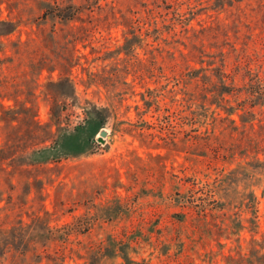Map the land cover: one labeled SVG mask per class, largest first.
<instances>
[{"label":"rangeland","instance_id":"1","mask_svg":"<svg viewBox=\"0 0 264 264\" xmlns=\"http://www.w3.org/2000/svg\"><path fill=\"white\" fill-rule=\"evenodd\" d=\"M36 217L65 264H236L264 233V0H0V229Z\"/></svg>","mask_w":264,"mask_h":264},{"label":"trees","instance_id":"2","mask_svg":"<svg viewBox=\"0 0 264 264\" xmlns=\"http://www.w3.org/2000/svg\"><path fill=\"white\" fill-rule=\"evenodd\" d=\"M43 14L45 15V19L48 18L54 22H66L74 17L73 13V15L67 14L62 9H58L56 12H54V10H45V13ZM217 76L222 82H224L223 79L225 77L232 80V76H229V74H226L220 69ZM229 91L230 90L228 89L225 92L229 93ZM222 99L224 100L223 96ZM66 141L68 143V147L65 149L62 148L65 154L79 155L84 152V144L86 143V140H83L82 137L78 136L77 132L76 134H69L66 137ZM74 145H76V147H74ZM46 152H48V154H44ZM58 152L59 150H51L49 153V148L40 149L38 151V153L42 154L40 155V161L42 163H47L53 159L61 157ZM50 154L53 155L50 157ZM232 172L233 171L229 174ZM254 175L255 170H252V173L250 172V177L253 182H256L258 180L255 179ZM230 182H233V180L232 177L228 175L224 179L220 180V182L212 184L211 186L209 185L207 187V195L214 196L222 190L225 191L227 188H230ZM226 185L229 186L227 187ZM213 202H215L214 207L217 208H221L220 205H223L222 202H217V200H213ZM256 203L257 197L254 191L251 190L247 195L246 204L251 208V213L253 212L254 214L252 215V218H249V222L251 223L255 234L257 233V224L255 221ZM205 216V210L201 209L199 218ZM65 226L69 227L67 234L74 232L80 233L82 231L78 226H75V224H65ZM56 230L58 231L60 229L51 228L46 220L41 217L32 219L31 222L26 225L23 222H18V225L11 226L8 229H0V264H41L42 261H45L46 264H65V255H60L58 250L52 252L48 251V245L52 239H63V241L66 239L58 235ZM255 234L251 236L246 252L241 253L240 251H236V256L228 254L225 258L236 262V264H264V233H261L259 238H256ZM103 248H105V246H100L95 250L87 249V256H85L86 264L101 263L100 261L104 255L102 253ZM112 250H119L125 255L123 244L118 245L114 243L111 247V251ZM125 259L127 260V264H129L131 261L130 258L125 256Z\"/></svg>","mask_w":264,"mask_h":264},{"label":"water","instance_id":"3","mask_svg":"<svg viewBox=\"0 0 264 264\" xmlns=\"http://www.w3.org/2000/svg\"><path fill=\"white\" fill-rule=\"evenodd\" d=\"M107 135V132H106V130L105 129H101L100 131H99V136H98V141H102L103 140V137H105Z\"/></svg>","mask_w":264,"mask_h":264}]
</instances>
